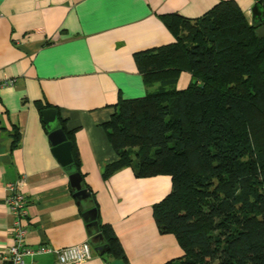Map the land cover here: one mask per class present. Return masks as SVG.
<instances>
[{
	"label": "crops",
	"instance_id": "1",
	"mask_svg": "<svg viewBox=\"0 0 264 264\" xmlns=\"http://www.w3.org/2000/svg\"><path fill=\"white\" fill-rule=\"evenodd\" d=\"M219 0H0V264L13 244V216L5 205L6 184L25 178L28 200L24 244L54 249L76 245L97 233L73 197L68 174L51 152L36 103L56 108L73 131L83 181L93 194L100 221L111 225L129 264H163L182 255L172 234L161 233L151 207L170 191L167 175L139 178L132 167L108 178L116 161L102 127L119 98L147 89L133 54L175 41L161 16L195 19ZM251 21L256 0H234ZM188 84L182 72L177 80ZM19 140L12 148L14 134ZM80 264H122L101 257ZM31 264H56L53 253Z\"/></svg>",
	"mask_w": 264,
	"mask_h": 264
},
{
	"label": "trees",
	"instance_id": "2",
	"mask_svg": "<svg viewBox=\"0 0 264 264\" xmlns=\"http://www.w3.org/2000/svg\"><path fill=\"white\" fill-rule=\"evenodd\" d=\"M256 1L264 10V0ZM161 19L175 41L133 54L147 91L119 98L102 124L117 155L102 176L132 167L139 178L170 177L169 193L151 211L182 255L163 264H264V21L251 24L234 0L195 19ZM182 72L190 81L178 89ZM54 109L83 181L73 131ZM90 193L107 247L98 255L129 264Z\"/></svg>",
	"mask_w": 264,
	"mask_h": 264
},
{
	"label": "built area",
	"instance_id": "3",
	"mask_svg": "<svg viewBox=\"0 0 264 264\" xmlns=\"http://www.w3.org/2000/svg\"><path fill=\"white\" fill-rule=\"evenodd\" d=\"M13 81V79L1 81L0 89L12 86ZM6 190L5 205L14 218L13 244L9 247L6 258L9 264H31L29 258L45 253L55 254L56 264H80L92 257V248L88 241L56 249L44 245L26 246L24 244L26 234L24 219L27 215L28 200L25 195V178L21 177L14 182L7 183Z\"/></svg>",
	"mask_w": 264,
	"mask_h": 264
},
{
	"label": "water",
	"instance_id": "4",
	"mask_svg": "<svg viewBox=\"0 0 264 264\" xmlns=\"http://www.w3.org/2000/svg\"><path fill=\"white\" fill-rule=\"evenodd\" d=\"M250 12L251 24L255 21H264V10L260 1L254 2L250 8ZM40 114L42 122L48 132V139L51 143V152L68 174L70 187L74 190L73 197L82 209H84V218L87 221H90L95 217V209L92 207L91 193L84 188L81 176L74 171V166L71 164V143L66 139L63 130L58 126L56 110L54 108H46L41 110ZM92 227H94V222H89L87 228L92 229ZM88 242L97 254H101L107 249L98 233H94L89 238Z\"/></svg>",
	"mask_w": 264,
	"mask_h": 264
},
{
	"label": "rangeland",
	"instance_id": "5",
	"mask_svg": "<svg viewBox=\"0 0 264 264\" xmlns=\"http://www.w3.org/2000/svg\"><path fill=\"white\" fill-rule=\"evenodd\" d=\"M183 83H184V81H180V83H176V87L178 88V89H182V88H184V87H186L187 86V84H185V86H182L183 85Z\"/></svg>",
	"mask_w": 264,
	"mask_h": 264
}]
</instances>
